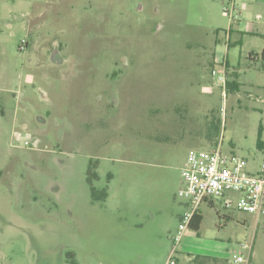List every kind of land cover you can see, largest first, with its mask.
Wrapping results in <instances>:
<instances>
[{
	"label": "rangeland",
	"instance_id": "rangeland-1",
	"mask_svg": "<svg viewBox=\"0 0 264 264\" xmlns=\"http://www.w3.org/2000/svg\"><path fill=\"white\" fill-rule=\"evenodd\" d=\"M263 51L264 0H0V264H167L189 151L260 170ZM237 197L200 204L178 264H264Z\"/></svg>",
	"mask_w": 264,
	"mask_h": 264
},
{
	"label": "built area",
	"instance_id": "built-area-1",
	"mask_svg": "<svg viewBox=\"0 0 264 264\" xmlns=\"http://www.w3.org/2000/svg\"><path fill=\"white\" fill-rule=\"evenodd\" d=\"M26 46L27 42L23 40L21 49L24 50ZM212 74L226 86L227 71L218 74L214 69ZM181 175L186 182L184 195L189 202L180 218L178 233L174 238L175 247L167 264H178L174 259L176 246L185 233L191 230L194 216L200 204L206 199L222 198L228 192L237 193L235 201L226 200V208L235 206L240 211L255 215L257 219L264 217V161L260 170L252 174L248 172V161L245 158L226 154L219 146L205 151L193 149L187 155ZM246 260L242 253L235 258L237 263Z\"/></svg>",
	"mask_w": 264,
	"mask_h": 264
},
{
	"label": "trees",
	"instance_id": "trees-1",
	"mask_svg": "<svg viewBox=\"0 0 264 264\" xmlns=\"http://www.w3.org/2000/svg\"><path fill=\"white\" fill-rule=\"evenodd\" d=\"M241 43V42H240ZM258 53H250L249 56L252 59H256ZM262 55L264 56V51L262 52ZM228 74V71H227ZM236 74V73H235ZM226 85L228 86L230 91H238L240 89V84L237 81V77L234 76L232 79H228ZM262 133H263V126L260 125L259 127V132H258V142L257 145L260 149L264 150V140L262 139ZM207 200H211V199H206ZM203 221V216L200 213V210H197V213L194 216V219L191 223V229L194 231H198L200 229L201 223Z\"/></svg>",
	"mask_w": 264,
	"mask_h": 264
},
{
	"label": "crops",
	"instance_id": "crops-1",
	"mask_svg": "<svg viewBox=\"0 0 264 264\" xmlns=\"http://www.w3.org/2000/svg\"><path fill=\"white\" fill-rule=\"evenodd\" d=\"M231 32H233V31H231ZM230 32V33H231ZM236 32H238V33H243V31L241 30V29H238ZM250 32V31H249ZM238 33H236V35H238V38L236 39V41L235 42H232V40L230 39V41H229V43H228V47H230V46H232V45H235V44H238V43H240V42H242V37H239L240 36V34H238ZM251 33H253V31L251 32ZM252 53V52H251ZM226 63H228L229 65H230V63H229V60H226ZM212 255H207V256H203V257H208V258H215V259H219V258H217V257H214V256H212ZM179 263V262H178Z\"/></svg>",
	"mask_w": 264,
	"mask_h": 264
},
{
	"label": "flooded vegetation",
	"instance_id": "flooded-vegetation-1",
	"mask_svg": "<svg viewBox=\"0 0 264 264\" xmlns=\"http://www.w3.org/2000/svg\"><path fill=\"white\" fill-rule=\"evenodd\" d=\"M58 50H55L54 53H53V56H58Z\"/></svg>",
	"mask_w": 264,
	"mask_h": 264
}]
</instances>
